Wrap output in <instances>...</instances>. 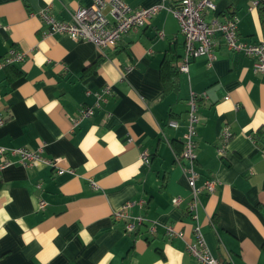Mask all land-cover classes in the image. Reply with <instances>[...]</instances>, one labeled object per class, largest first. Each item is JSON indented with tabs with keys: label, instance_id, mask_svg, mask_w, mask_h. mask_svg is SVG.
Segmentation results:
<instances>
[{
	"label": "crops",
	"instance_id": "0c3cea01",
	"mask_svg": "<svg viewBox=\"0 0 264 264\" xmlns=\"http://www.w3.org/2000/svg\"><path fill=\"white\" fill-rule=\"evenodd\" d=\"M215 1L207 20L237 16L241 38L264 42V0ZM91 2L0 0V23L9 27L0 28V56L10 47L27 52L23 62L0 68V146L42 148L58 167L74 169L0 168V264H199L186 247L196 223L225 264H264V73L253 69V57L230 51L220 33L214 61L199 56L188 73L172 72L168 61L180 65L184 35L169 8L104 54L68 34L42 36L41 9L50 6L57 19L71 20ZM105 84L112 85L106 101L73 127L71 119L95 103ZM191 92L200 117L197 185L216 180L214 191H202L196 218L187 211L191 188L176 158ZM225 129L231 135L220 153ZM144 149L150 164L139 158ZM176 196L184 200L175 204ZM127 201L136 202L131 215L145 218L131 232L113 219ZM166 225L183 235H167Z\"/></svg>",
	"mask_w": 264,
	"mask_h": 264
},
{
	"label": "built area",
	"instance_id": "2783aa9c",
	"mask_svg": "<svg viewBox=\"0 0 264 264\" xmlns=\"http://www.w3.org/2000/svg\"><path fill=\"white\" fill-rule=\"evenodd\" d=\"M91 1L89 7L75 10L71 15V20L57 19L50 6L41 9L37 14L45 27L42 36L46 38L55 34H68L74 39L94 43L99 51L104 54L106 49L116 46L124 34L138 32L161 9L169 8L177 18L180 31L184 35V54L179 65L181 71L188 73L191 59L199 56H205L210 63L214 61L216 59L214 36L216 33H220L230 51L242 52L253 57V69L264 73V42H250L241 38L238 31L239 19L237 16L233 15L227 19H221L220 17L206 19L207 12L216 10L215 0H176L173 5L168 4L167 0H163L161 4L149 7H133L127 0ZM0 28L8 29L9 27L0 23ZM160 34L161 36L164 35L163 32ZM26 57V51L10 47L5 55L0 56V68L21 63ZM111 90L112 85L105 84L100 90L96 91L95 103L81 107L78 115L71 119L72 126L75 127L83 119L92 116L94 110L101 107L102 103L106 101ZM86 92L90 94L91 90L88 89ZM225 98L229 99L230 97L226 96ZM188 104L187 125L182 136V152L176 158L178 164L184 170L191 188L190 198L187 201V211L196 218L201 205L202 191L204 189L214 191L216 180L208 178L202 186L197 185L199 172L196 169L195 150L197 125L200 117L196 93L191 92ZM4 121V117L0 116V124H3ZM169 124L173 127L178 126L176 120H171ZM230 135L231 132L228 129L223 131L221 135L223 146L218 148L220 153L224 152V146ZM252 138L256 141L254 137ZM0 155L5 156V159L0 163V168L12 163H20L26 167L42 164L52 166L58 174L65 171L74 172V169L58 167L57 161L47 157L42 148L32 150L24 146L11 148L0 146ZM139 158L145 164L151 163L150 154L146 149L140 151ZM183 200L182 196H176L173 202L180 204ZM143 202V200H140L139 204L142 205ZM135 203L134 201H127L121 209L113 213L114 221L123 222L125 230L129 232L135 231L145 222V218L141 214L133 216L128 211V208H131ZM45 204L46 201L41 199V206ZM147 231L152 234L155 233L156 222L148 225ZM165 231L171 237H181L183 235V231L176 229L173 225H166ZM193 235V240L187 242L186 247L199 264H225L209 249L199 223L194 225Z\"/></svg>",
	"mask_w": 264,
	"mask_h": 264
},
{
	"label": "trees",
	"instance_id": "16d2710c",
	"mask_svg": "<svg viewBox=\"0 0 264 264\" xmlns=\"http://www.w3.org/2000/svg\"><path fill=\"white\" fill-rule=\"evenodd\" d=\"M261 11H262L261 12V18H262V22L264 24V6H261ZM168 62H169V67H170L171 71L176 73V71L179 70V68H178L179 66H177L174 63H171L170 61H168Z\"/></svg>",
	"mask_w": 264,
	"mask_h": 264
}]
</instances>
